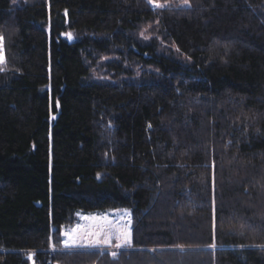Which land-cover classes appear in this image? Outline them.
Segmentation results:
<instances>
[{"label":"trees","instance_id":"obj_1","mask_svg":"<svg viewBox=\"0 0 264 264\" xmlns=\"http://www.w3.org/2000/svg\"><path fill=\"white\" fill-rule=\"evenodd\" d=\"M158 2L0 0V264H264V0Z\"/></svg>","mask_w":264,"mask_h":264},{"label":"rangeland","instance_id":"obj_2","mask_svg":"<svg viewBox=\"0 0 264 264\" xmlns=\"http://www.w3.org/2000/svg\"><path fill=\"white\" fill-rule=\"evenodd\" d=\"M0 56L4 59V52L2 41H0ZM131 219V224L129 226L128 220ZM95 225V227H93ZM100 225H110L106 228L107 231H112L115 233L117 229L129 228L131 230V239H132V211L129 207H119L111 208L101 211L85 212V211H76L74 214V220L72 223H66L60 226V244L62 248H108V249H119L115 247V244L118 243L113 235L112 246H89L86 240L81 239L80 242L76 245L65 247L64 241L68 239V235H78L86 236L89 232L100 231ZM67 234V235H66ZM127 244H124L120 248L126 247ZM31 264H37L34 262L31 257ZM57 264V263H56Z\"/></svg>","mask_w":264,"mask_h":264},{"label":"snow or ice","instance_id":"obj_3","mask_svg":"<svg viewBox=\"0 0 264 264\" xmlns=\"http://www.w3.org/2000/svg\"><path fill=\"white\" fill-rule=\"evenodd\" d=\"M150 3H153L155 7H163L164 5L160 4L158 0H149ZM185 3H187V0H184ZM70 37V34H69ZM0 41H2V37H0ZM0 63H4L3 57L0 56ZM128 224L130 226L131 219L129 217ZM95 227V225L93 226ZM100 231H92L89 232L86 236H78V235H68V239L64 241L65 247H69L72 245H76L80 242L81 239L86 240L87 244L89 246H112L113 242V235H115V239L119 241L115 244V247L120 248L124 244L131 245V230L129 228L124 229H117L115 230V233L112 231H107L106 228L110 227V225H100ZM67 235V234H66ZM113 257L116 256V253H112Z\"/></svg>","mask_w":264,"mask_h":264}]
</instances>
